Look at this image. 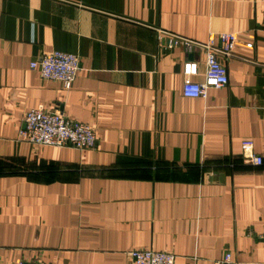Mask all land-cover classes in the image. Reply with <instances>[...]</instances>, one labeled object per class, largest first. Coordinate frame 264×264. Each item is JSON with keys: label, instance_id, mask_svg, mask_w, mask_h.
<instances>
[{"label": "crops", "instance_id": "0c3cea01", "mask_svg": "<svg viewBox=\"0 0 264 264\" xmlns=\"http://www.w3.org/2000/svg\"><path fill=\"white\" fill-rule=\"evenodd\" d=\"M224 31L238 38L228 83L184 97ZM51 49L79 57L70 89L30 68ZM38 105L89 124L94 147L19 139ZM263 222L264 2L0 0V264H130L133 249L264 264Z\"/></svg>", "mask_w": 264, "mask_h": 264}, {"label": "built area", "instance_id": "2783aa9c", "mask_svg": "<svg viewBox=\"0 0 264 264\" xmlns=\"http://www.w3.org/2000/svg\"><path fill=\"white\" fill-rule=\"evenodd\" d=\"M259 1L264 2V0ZM158 40L162 41V36L159 35ZM179 43L180 40L175 37L167 40L168 47ZM182 43L191 45L192 42L183 40ZM237 43V34L233 31L212 33L208 36L203 44L205 48L203 79L201 81H184L182 86L184 97H205L208 89L224 87L228 83L226 61L233 55ZM244 45L246 48H250L252 43L246 42ZM30 68L38 69L42 79L58 81L64 89H70L76 80L80 60L75 53L51 49L42 53L38 59L31 61ZM182 73L188 78L197 75V62L195 60L184 61ZM18 137L32 144L56 147L71 146L79 150L91 149L96 142L94 130L89 124L70 119L60 111H48L41 105L28 109L24 113ZM241 144L245 151V158L254 165H261L263 159L253 152L252 140L244 139ZM260 237L264 240V222ZM128 254L130 264H175V254L171 252L133 249ZM17 264L25 263L20 260ZM216 264H233L232 254L226 251Z\"/></svg>", "mask_w": 264, "mask_h": 264}, {"label": "trees", "instance_id": "16d2710c", "mask_svg": "<svg viewBox=\"0 0 264 264\" xmlns=\"http://www.w3.org/2000/svg\"><path fill=\"white\" fill-rule=\"evenodd\" d=\"M262 163H263V161H262Z\"/></svg>", "mask_w": 264, "mask_h": 264}]
</instances>
